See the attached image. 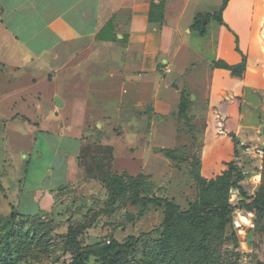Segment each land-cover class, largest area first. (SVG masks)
<instances>
[{"label":"rangeland","instance_id":"374dc122","mask_svg":"<svg viewBox=\"0 0 264 264\" xmlns=\"http://www.w3.org/2000/svg\"><path fill=\"white\" fill-rule=\"evenodd\" d=\"M220 1L210 0L207 7L216 9ZM212 55L209 43L195 53V60L190 58L195 63L186 69L181 56L165 74L128 68L134 80H140L134 85L123 82L124 60L117 57L114 77L102 72L94 78L103 82L102 90L83 95L69 94L59 81L51 84L38 74L35 85L10 93L2 82L11 73L0 69V252L7 264H69L76 249L123 242L146 232L150 234L127 256L128 264L139 263L146 246L162 249L165 206L149 205L140 215L141 201L132 203L129 190L120 192L121 188L105 183L111 175L133 184L140 197L167 198L180 213L195 204L237 206L240 200L250 202L257 192L264 194V156L246 151L247 146L262 148L264 109L245 101L244 108L256 112L253 126H241L239 116L235 127L229 102L215 110L208 107ZM228 74L227 91L233 96L237 81ZM23 75L16 82L28 84L34 77L29 72ZM179 75L178 88L169 87ZM182 93L189 102L181 118ZM54 110L59 122L39 127L49 133L37 132L39 114ZM164 150H172L173 158ZM193 156L198 162L192 166ZM59 185L64 187L58 209L28 219L18 215L16 210L47 209L55 194L41 196V192ZM178 215L173 216L164 246L179 264H264V217L254 211L239 208L225 221L209 219L205 233L191 229ZM71 231H77L74 241L67 237ZM198 243L202 249L196 248ZM85 264L99 261L90 256Z\"/></svg>","mask_w":264,"mask_h":264},{"label":"crops","instance_id":"0c3cea01","mask_svg":"<svg viewBox=\"0 0 264 264\" xmlns=\"http://www.w3.org/2000/svg\"><path fill=\"white\" fill-rule=\"evenodd\" d=\"M209 1L0 0V69L4 74L6 70L11 73L2 83L10 93H19L26 86L35 85L38 74L48 83L59 81L69 94L83 95L102 90L103 82L94 80L102 72L109 79L114 77L117 57L124 60L123 82L134 85L140 80L135 81L128 68L139 67L148 72L158 69L165 74L181 56L186 69L195 63V53L210 43L213 55L208 59V68L212 78L209 77L207 98L217 71L212 70L213 61L221 59L234 65L244 56L240 125L253 126L251 119L256 112L245 109L244 103L253 102L250 106L264 109V0H229L222 11V21H207L201 36L191 28L194 18L212 14L222 4L221 0L219 7L212 9L207 7ZM26 72L33 74L31 82H16ZM137 76H141L140 71ZM180 76L169 87L178 88ZM55 100L60 106L58 95ZM39 116L36 131L44 133L49 132L39 127L51 128L60 118L56 110ZM78 149L79 144L74 152ZM63 187L43 188L41 196L55 194L47 209L33 213L16 210L17 213L55 211L62 202Z\"/></svg>","mask_w":264,"mask_h":264},{"label":"trees","instance_id":"16d2710c","mask_svg":"<svg viewBox=\"0 0 264 264\" xmlns=\"http://www.w3.org/2000/svg\"><path fill=\"white\" fill-rule=\"evenodd\" d=\"M229 0H222L220 8L212 14H198L193 21L191 26L192 30H195L199 35L205 34L206 22L210 19H215L218 22L222 21V11L225 8ZM246 61L245 57L242 56L241 61L238 64L230 65L224 60L218 59L213 61L212 68L217 70L215 79L210 86L209 95L207 98L208 107L212 110H215L219 104L230 103L229 113L230 120L232 124L236 127L239 121L242 92H243V75L245 72ZM232 78L236 79V88L235 94L230 96L228 94V81L229 74ZM187 95V94H186ZM185 93L181 94L178 105V116L184 117L186 115V110L188 107V97ZM244 147V145H243ZM245 148V147H244ZM263 155L264 156V143L262 145ZM164 153L169 157H172V150H164ZM238 178L242 179V174L238 175ZM105 183L108 186H114L115 189H120V192L129 190L132 194V203L137 204L141 201V210L139 211L140 215H143L146 207L149 205H160L165 206V215L164 221L160 225L163 227L162 236V249L156 250V247L153 249L152 246H146L145 254L142 260L136 264H179V261L176 256H170L165 251L164 239L166 235L172 230L173 216L179 214V217L184 216L188 226L201 233L206 230L205 225L209 219L216 218L222 221H225L229 216L233 214L236 209L244 208L245 210L254 211L258 216L264 217V194L257 192L253 199L246 203L244 200H240L237 206H230L229 204H212L206 203L203 206L193 205L188 210L180 213L178 211V206L173 202L169 201L167 198L162 197H150V196H139L138 190L134 187L133 184L128 183L123 179L121 175H111ZM240 192L242 195H245V192L241 189ZM14 214H11V217ZM28 219L32 215L20 214ZM36 215V214H34ZM33 215V216H34ZM154 231V230H153ZM77 231L68 232L67 237L71 240H75ZM150 232L141 233L138 236H128L125 241L118 242L116 240L108 241L107 243H97L89 246H85L81 249H76L73 251V259L69 264H85L87 259L90 256H93L98 259L99 264H128L126 261L127 256L133 251L135 245L139 244L144 237H147ZM196 248L202 249V244L198 243ZM155 254H154V253ZM0 264H7V257L5 254L0 252Z\"/></svg>","mask_w":264,"mask_h":264},{"label":"built area","instance_id":"2783aa9c","mask_svg":"<svg viewBox=\"0 0 264 264\" xmlns=\"http://www.w3.org/2000/svg\"><path fill=\"white\" fill-rule=\"evenodd\" d=\"M246 151L247 152H251L253 153L255 156H259V157H262L263 155V150L262 148L258 147V146H255L253 148H250L249 146L246 147Z\"/></svg>","mask_w":264,"mask_h":264},{"label":"water","instance_id":"95a60500","mask_svg":"<svg viewBox=\"0 0 264 264\" xmlns=\"http://www.w3.org/2000/svg\"><path fill=\"white\" fill-rule=\"evenodd\" d=\"M256 141L259 142V141H261V139L258 138ZM197 162H198V158H197L196 156H193V157H192V160L190 161V164L193 166V165H195Z\"/></svg>","mask_w":264,"mask_h":264},{"label":"clouds","instance_id":"9594fccd","mask_svg":"<svg viewBox=\"0 0 264 264\" xmlns=\"http://www.w3.org/2000/svg\"><path fill=\"white\" fill-rule=\"evenodd\" d=\"M254 179H256V180L258 181L259 178H258V176H257V177H255Z\"/></svg>","mask_w":264,"mask_h":264}]
</instances>
